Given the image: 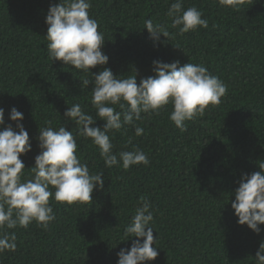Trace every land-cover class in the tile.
<instances>
[{"label":"trees","instance_id":"1","mask_svg":"<svg viewBox=\"0 0 264 264\" xmlns=\"http://www.w3.org/2000/svg\"><path fill=\"white\" fill-rule=\"evenodd\" d=\"M90 2V18L98 22L105 38L102 51L109 57L92 73L110 68L119 78L136 75L139 85L155 75L153 60H179L180 66H205L225 83L227 93L203 117L185 121L186 131L169 119V104L159 115L144 113L135 122L144 129L141 136L131 125L110 132L114 154L139 148L150 163L128 170L122 161L107 167L98 146L78 135L75 122L63 115L73 104L94 117L96 110L91 104L94 84H81L92 74L48 55L46 16L60 0H0V107L5 118L0 130L9 124L15 129L12 107L23 113L32 149L20 157L26 167L22 179L31 178L41 151L39 127L48 126L71 130L81 163L91 175L102 172L104 179L92 202L69 205L50 198L56 219L46 230L35 221L27 228L4 229L15 233L17 247L0 253V264H117L121 249L143 240H125L141 197L152 206L153 247L159 253L143 264H255L264 225L257 234L239 224L231 202L242 175L264 164V0H249L238 11L217 0H183L184 9L196 7L209 26L182 35L167 16L175 0ZM149 19L164 25L172 38L161 34L154 42L145 28ZM104 123L97 117L93 126Z\"/></svg>","mask_w":264,"mask_h":264},{"label":"clouds","instance_id":"2","mask_svg":"<svg viewBox=\"0 0 264 264\" xmlns=\"http://www.w3.org/2000/svg\"><path fill=\"white\" fill-rule=\"evenodd\" d=\"M217 2L238 11L249 0ZM90 8V0H60V3L50 5L46 16L47 50L52 61L60 60L76 70L90 72L93 77L92 80L83 79L81 84L84 87L94 84L91 104L96 110L95 117L82 110L80 104H73L63 115L75 122L78 135L91 138L98 146L107 167L121 161L125 170L133 165H148L147 154L139 148L114 154L109 133L131 125L135 135L141 136L144 129L135 122L141 120L144 113L159 115L169 104L173 106L169 119L182 132L186 131L185 121L203 117L209 105L218 106L227 93V86L205 66L192 63L180 66L179 60L171 63L153 60L155 75L142 78L139 85L136 75L119 78L110 68L92 73L91 68L106 65L109 57L102 51L105 38L98 31L97 20L90 18ZM167 16L171 18V27L178 29L181 35L209 26L196 7L185 10L183 0L171 3ZM145 28L154 42L160 41L161 34L167 39L172 38L164 25L154 24L150 19L145 21ZM97 117L105 121L102 127L93 126ZM10 119L16 122L15 129L9 124L0 130V253L14 252L17 247L15 233H5L4 229L27 228L33 221L45 230L49 227L56 219L50 198L69 205L89 203L94 189L104 188L103 173H89L88 166L77 156L78 145L73 132L65 126L58 130L51 126L39 127L41 151L30 168L31 178L22 179L26 167L20 157L31 151L32 145L29 133L21 123L23 113L12 107ZM4 124V108L0 107V125ZM259 168L260 171L242 175L239 187L235 189V200L231 202L237 222L247 224L257 234L262 231L260 225H264V164ZM151 207L145 197L140 198V206L125 229V240L132 237L143 240H132L130 249H121L117 253V264H143L159 255L157 247H153L157 238L150 226L154 219ZM255 264H264V241L255 254Z\"/></svg>","mask_w":264,"mask_h":264}]
</instances>
